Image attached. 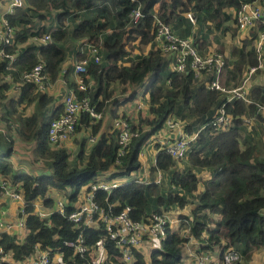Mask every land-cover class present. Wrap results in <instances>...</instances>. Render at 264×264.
Returning <instances> with one entry per match:
<instances>
[{"label":"trees","instance_id":"16d2710c","mask_svg":"<svg viewBox=\"0 0 264 264\" xmlns=\"http://www.w3.org/2000/svg\"><path fill=\"white\" fill-rule=\"evenodd\" d=\"M159 1L138 0L137 3H133L131 0H25V6L8 17L9 22L17 28L14 44L5 46L0 44V51L6 49L8 53H17L19 50L16 46L26 42L28 38L42 37L45 33L52 35L51 44L35 45L20 51L16 61L12 63V69L9 68L8 58L1 60L0 75L10 73L17 80L39 61L38 54L45 62V71L53 78L56 77L61 63L66 58L67 48L63 43L68 36L76 40L89 35L91 41L101 40L104 43L102 44L103 62L99 65L93 62L89 64V71L97 79V87L79 93V95L89 96L93 103L98 102L96 106L98 110L111 99L114 93L110 89L112 82L120 80L137 86L146 76L152 75L148 89L150 90V112L155 116L141 119V123L150 128L140 130L139 136L132 141L127 154L122 158V163L115 167L118 171L112 174L111 179L130 174L140 167L141 150L150 137L164 127L167 118L175 115L183 119L177 113L179 105L182 107V114L188 116V120L195 119L193 123L186 125V130L193 133L197 130L196 126L199 123L206 125L211 121L215 109L223 102L217 91L208 89L205 85H195L197 78L194 72L181 74L169 70L160 51H151L147 56H140L139 60L129 67L122 69L118 67V62L128 54L125 40L135 41L141 37V43L147 44L153 39L151 30L154 5ZM110 2H113L116 9L117 25L110 23L114 30L106 36L103 30L108 27L109 21L103 14L104 7L101 6ZM240 3V0H171L169 5L163 2L162 11L159 14L167 24L177 26L182 20L181 15L186 11H194L197 17L204 14V18L219 20L218 16L222 13L223 7L240 6ZM137 5L141 6L143 16L139 23L130 29V35L126 39L125 22L130 10ZM213 5H215L214 11H212ZM51 8L62 9V19L73 14V17H82V22L76 25L71 33L61 28L51 31L46 26H38ZM224 15L227 20L230 19V15ZM232 30L236 35L237 28ZM251 32L239 47H234L232 50V54L237 57V62L231 70L232 78L236 83L242 80L243 72L247 67L258 64L255 49L249 48L253 37L256 36L254 30ZM167 82L169 88L166 86ZM6 87V83L0 82V105L4 99ZM35 91L36 85L26 83L22 87L18 100L11 101L6 107L8 114L4 116V119L10 131L11 124L15 122L11 110L18 104L35 102V111L32 116L19 117L17 132L23 141H36L35 156L47 159L45 162L51 173L34 176L26 172L20 174L14 172V167L9 162L14 141L8 131L0 132V152L3 147H10L0 156V172L4 175L12 174L15 183L23 182L27 214L26 228L29 231L21 244L17 243L13 236L3 232L0 234V245L5 252L11 251L16 260L32 254L36 250V245L40 244L43 249H49L51 255L61 252L64 261H69L74 250L66 246L65 242L75 240L78 237V231L73 229V224L68 217L60 213H53L49 219H41L35 213L33 202L38 197H46L49 187L60 190L70 187L73 189L70 198L72 201L75 200L79 191L93 182L98 174L116 166L119 133L117 130L111 134L104 133L91 149L86 165L81 168L71 166L68 151L64 148L52 149L49 143L50 123L59 114L58 110L52 114L45 113L53 98ZM100 97L103 99L99 102ZM134 98L135 94L129 99ZM251 99L253 103L237 99L227 104V112L233 115V123L229 130L215 134V128L208 125L201 131L198 139L191 145L192 149L187 159L189 167L182 164L183 161H176L165 150L161 149L158 152L156 163L151 170H163L166 173L167 185L130 180L111 192L97 190V201L107 210L110 209V205L116 204L111 208L113 214H118L124 207L131 206V217L135 220H143L145 216L153 212L161 213L175 207L184 209L189 204H193L191 215L180 216L185 220L181 223V228L189 229L192 237L206 242L205 245L200 246V249L213 250L223 245V250L234 247L241 252L242 258H250L254 252L253 247L261 250L264 247V214L262 213L264 209V151L261 144L255 143L246 134L243 116L254 115L264 124V116L259 113V104H264V86L256 87L251 94ZM83 121L88 123L89 117L84 116ZM98 129L99 126H95L94 132L96 133ZM84 147L83 141L79 155L81 159L84 157ZM205 167L211 169L213 175L200 190L199 178L192 168ZM50 203V200H46L47 205ZM72 209L73 207H67V213ZM215 215H219L220 218H214ZM106 233L104 228L97 230L86 227L84 229L86 243L90 247L99 242ZM188 240L179 232L169 228L168 235L161 240L158 247L152 249L148 257L135 250V260L132 264H182L185 258L183 246ZM106 248L109 253H118L112 241L106 242ZM73 257L74 264L91 261L90 255L87 254L85 256L74 254ZM234 264L243 263L240 261Z\"/></svg>","mask_w":264,"mask_h":264},{"label":"built area","instance_id":"2783aa9c","mask_svg":"<svg viewBox=\"0 0 264 264\" xmlns=\"http://www.w3.org/2000/svg\"><path fill=\"white\" fill-rule=\"evenodd\" d=\"M7 1H9V6L3 15L0 16V44L4 46L14 44L17 33V28L9 22L8 17L14 15L19 8L25 6V0ZM240 1V6L236 7L233 16L234 23L239 30H254L256 32V36L253 37L252 47L257 54L258 64L247 67L239 83L233 80L228 84L225 82L227 59L223 53L210 52L201 54L198 50L197 43L189 38H182L175 35L170 26L159 19L157 15L155 20V40L159 44L161 43L160 47L165 53H172L175 56L171 71L181 74L194 71L197 75H204L208 77L205 80V86L208 89L217 91L221 95L223 102L215 109L211 121L202 127L205 129L208 125H211L215 128V134L227 131L232 126L233 115L227 112L226 107L228 103L237 99H242L247 103H253L247 85L260 70L264 69V6L260 4V0ZM184 15L193 25H197L198 21L194 11H186ZM142 16L141 9L139 7H133L129 12L127 29L130 30L137 25ZM41 40L42 45L46 46L51 44L53 41L51 33H45L41 37ZM81 45L85 47L82 49L84 57L75 62L74 72L78 75L76 77V84L79 90L87 92L94 86L93 83L87 82L89 64L93 62L99 65L103 62V47L96 40L89 42L82 41ZM135 46L134 41H127L125 43L128 54L119 63H124L125 67H129L130 62L128 59L130 51ZM5 50L1 49L0 51V62L3 58H8L10 60L9 68L12 69V63L16 61L18 52L8 53ZM38 57L39 61L30 70L23 73L17 89L22 88L26 83L36 85L39 90L46 88L49 80L45 71V62L40 54H38ZM4 78L6 80H14V77L10 73L5 74ZM134 105L138 112H144L146 106L150 110L149 101L137 100ZM262 111L264 112V104H259V113ZM83 115H88L91 121L96 123L101 120L102 111L98 110L89 96L78 98L74 93L66 95L64 98V112L54 118L49 126L48 139L50 145L54 148L63 146L64 143L62 142L70 139L75 133ZM256 119L254 115H244V125L251 127ZM1 121L0 114V132L6 133L7 127ZM114 130H117L119 133L116 165H120L132 141L139 136L140 129L132 126L126 119L118 117L114 122ZM199 134L200 132L189 133L186 130V123L175 115H171L167 118L164 128L156 135L151 136L146 143L159 144L160 149L165 150L176 161H183L187 159L191 145L198 139ZM166 181V173L161 171L153 180L146 179L142 182L146 184L154 182L161 185ZM118 186L119 183L116 181L109 183L106 180L98 179L91 184L90 189L85 193L83 201L79 204H75L65 198H59L57 200L54 198V213L67 216L68 220L73 224V229L78 231V237L75 240L65 242L66 246L73 248L74 254L85 256L89 254L93 247H103L106 241H112L122 260L130 262L133 259L135 250L144 247L151 241L160 242L168 235V229H173L176 220H173L166 211L161 213L153 212L145 216L143 220H135L131 217V206H126L120 213L113 214L111 208L116 204L110 205V209L107 210L97 201V190L102 189L106 192H111ZM0 189L1 195L22 203L20 216L14 222L7 221L4 213L0 211V234L3 232L8 234L10 230L16 227H26V200L21 183H15L11 177L0 172ZM47 200H49L48 196ZM69 206L73 207V209L67 213V207ZM35 213L40 217L47 215L46 212L40 209L38 211L35 209ZM262 213L264 214V209ZM86 227L94 229L101 227L106 229L107 233L105 237L91 248L86 243L83 234ZM40 247L37 244L36 250L33 252L34 254L32 253L23 259H19L16 264H52L50 251L40 250ZM9 252L11 251L5 252L3 246L0 245V264L7 263ZM193 256L196 259L195 264H234L243 261L241 252L234 247L226 248L218 257L203 252L194 254ZM90 264L93 263L91 262Z\"/></svg>","mask_w":264,"mask_h":264},{"label":"crops","instance_id":"0c3cea01","mask_svg":"<svg viewBox=\"0 0 264 264\" xmlns=\"http://www.w3.org/2000/svg\"><path fill=\"white\" fill-rule=\"evenodd\" d=\"M132 1V0H131ZM133 3H137L138 0L132 1ZM163 2H166L168 5L171 3V0H160L154 5V13H153V28L151 30V34L153 35V39L147 43L143 44L141 43V37H138L134 42H135V48L130 51V56H129V66H131L135 61L139 60V57L141 56H147L151 51H160L164 60L168 64V69L172 70V65L175 59L174 54L172 53H165L160 45L156 40H155V20H156V15L160 18V12L162 11V4ZM260 4L264 6V0H260ZM9 6V1L7 0H0V16L3 15V13L6 11V9ZM134 7H139L141 9L140 5L134 6ZM215 5L212 7V11H214ZM236 7L238 6H233V7H223L222 8V13H220L219 20L214 19V18H208V19H203L202 21L197 17V25H193L189 19L184 15V13L181 15L182 20H186L194 29V33L191 36L185 37L177 34L175 31H173V26L170 24L167 25L170 26L171 30L174 32L175 35L182 37V38H189L195 43H197L198 50L201 54H207L210 52H221L225 55L227 59V68H226V76H225V82L228 84L230 83L233 78H232V73L231 70L233 69L234 65L237 62V57L232 54V50L234 47H239L242 43L243 40L249 37L250 33H252V30H239L238 27H236L234 23L233 16L236 11ZM142 11V9H141ZM143 14V12H142ZM224 14L230 15V19H226ZM63 16V10L62 9H50L49 12L46 13V18L42 20V22L39 23L38 26H46L48 27L49 30L54 31L59 28L62 30H67L69 33H71L72 30L75 29L76 25H79L82 22V17H73V14L68 16L66 19H62L61 17ZM52 17V18H51ZM211 20L213 22V28H206L202 27V24L205 23V21ZM129 22V14L127 16V20L125 22V38L127 39V36L130 35L129 31L127 29ZM117 25V20H115L114 26ZM237 28V33L236 35L233 34V30ZM37 30V29H36ZM114 30V27L110 25V22L108 24V27L103 30V32L107 35L111 34ZM89 35H86L82 38L79 39H73V47L72 50L69 49L68 46H66V58L65 60L61 63L59 67V71L56 77H52L50 73H47L48 77V83L47 86L44 90H39L36 87V93H43L48 95L49 97L53 98V101L48 105L45 113L46 114H52L54 111L58 110L59 115H61L64 112V98L66 95L70 93H74L77 95L78 98L82 97L83 95H79L80 92H86V91H81L79 90L77 84H76V77L78 75L74 72V65L75 62L81 58L84 57L82 53V49L85 48L84 45H81V42L83 41H91V38H89ZM72 39V38H71ZM41 37H36L32 36L27 39L26 42L20 43L17 45V50L18 54L20 51H24L28 47L31 46H45L42 45L41 42ZM131 41V40H130ZM102 44H104L101 40L99 41ZM127 41L125 40V43ZM226 42L227 44H232L233 48L230 51L229 49H224L220 47V43ZM253 42V39H252ZM252 42L249 45V48L252 47ZM64 44V43H63ZM71 48V47H70ZM222 49V50H220ZM40 51V50H38ZM37 51V52H38ZM121 61V60H120ZM119 61V62H120ZM118 62V67L122 69L125 67L124 63L121 64ZM15 69V68H14ZM13 69V70H14ZM67 70L66 72H64ZM194 72V71H192ZM195 73V72H194ZM88 76H87V82L88 83H93L92 89H95L97 87V79L95 78L94 74L91 73L88 70ZM195 76L197 78L196 80V86L197 85H205V80L208 78L204 75H197L195 73ZM152 79V75L146 76V78L143 80V82L140 85L134 86L130 83H125L121 82L120 80H116L111 83L110 89L113 90V95L110 100H107L104 104V106L99 109V111H102V118L98 122L94 123L91 121V118L88 115H83L80 123L78 124L75 133L72 135V137L66 141H63L64 143L63 146H59L57 148H64L68 151L69 153V161L71 163V166H77L79 168L83 167L86 165V161L88 159V156L91 152V149L93 146L97 143V141L100 139V137L105 133V134H111L113 133L114 130V122L118 117H122L129 121L132 126L139 128L140 130H148L150 127L146 124L141 123V119L145 118H153L155 115L152 114L149 110V107H145L144 112H138L134 103L137 100H143L145 102L150 101V90L148 89V85L150 80ZM21 79L17 80H6L4 78V75H0V82L1 83H6L7 87L4 88V99L2 102V105H0V114H1V119L5 126L7 127V131L9 130L4 116L8 114L6 107L10 105L11 101L18 100L22 88L17 89L18 84L20 83ZM169 84H170V80ZM234 81V80H233ZM168 82L166 83V86L169 88ZM248 89L250 94H253L254 90L256 87L259 86H264V69L260 70L257 75H255L250 82L248 83ZM91 89V88H90ZM135 94L134 99H129L131 95ZM103 98H99V102ZM92 101V99H91ZM96 106L98 105L96 103H93ZM50 107V110H48ZM35 111V102H32L30 104L23 103L21 105H17L15 109L11 110V115L13 120L15 121L14 123L11 124V129L9 132V135L14 141V145L12 147V154L11 157L9 158V162L12 163L14 167V172L17 174L26 172L29 174H32L34 176H41L44 174H49L51 173V170L48 168L46 165V158H38L35 156L34 149L36 148V141H23L20 136L18 135L17 132V127L19 126V117L22 118H28L33 115ZM215 112V111H214ZM262 116H264V112H260ZM57 116V117H58ZM84 116L89 117V122L86 123L83 121ZM244 117V116H243ZM183 120V119H182ZM195 119L191 120H183L186 125L193 123ZM100 123V125H99ZM203 124L204 123H199L196 127L197 130L195 132H200L203 130ZM95 126H99L98 131L95 133L94 128ZM259 126V128L257 127ZM164 128V127H163ZM162 128V129H163ZM161 129V130H162ZM259 129V130H258ZM246 134L249 135V137L255 142V143H260L257 138V132L261 131L263 133L264 131V124L256 119V125L248 127H245ZM193 132V133H195ZM7 133V132H6ZM158 133V132H157ZM156 133V134H157ZM17 135L19 138L15 140L14 135ZM154 134V135H156ZM256 134V135H254ZM264 134V133H263ZM252 136V137H251ZM85 142V147H84V157L81 159L80 158V152H81V145L82 142ZM264 142V140L262 141ZM50 143V142H49ZM193 145V144H192ZM51 146V145H50ZM52 149H57L51 146ZM192 149V147H191ZM160 146L159 144H154V143H145L143 149L140 152L139 155V160L141 162V165L138 169L132 171L130 174L123 175V176H118L116 178H110L114 172H117L118 170L114 166V168H111L108 171L101 172L100 174L97 175L95 180L91 182L88 186H84L78 193L77 198L75 200H71L70 194L72 193L73 189L68 187L67 189L60 190L56 189L53 187H49L48 192L46 197H38L37 199L34 200L35 209L38 211L39 209L46 212L47 215L40 217L41 219H49L50 216L55 212L54 205L55 201L54 198L59 199V198H65L68 201L74 202L75 204H79L80 202L83 201L85 193L90 189L91 184H93L95 181L98 179H103L106 180L109 183H112L114 181L119 183V186L125 184L126 182L130 180H135V181H144V180H153L158 174L163 171L161 169H158L157 171H152L151 168L152 166L155 165L156 159H157V154L160 151ZM30 153V156H33L36 161H38V164H42L44 168L39 171L35 168L30 167L27 162L25 164L19 163L21 159H23V155H26L27 157L24 158L27 160L29 157L26 152ZM17 153H21L20 155H17ZM19 156L20 158H18ZM189 157V155H188ZM187 157V159H188ZM185 159L183 160L182 164L184 163L189 167V162L188 160ZM183 167V165H182ZM193 171L197 174L199 178V189L204 188V184L207 180L211 179L213 173L211 169L208 168H201V169H196L192 168ZM7 175V174H6ZM11 177L13 180V176L7 175ZM21 183V186L23 187V182H18ZM167 185V181L165 182ZM118 186V187H119ZM117 188V187H116ZM24 191V190H23ZM47 196L49 197V200L51 201L50 205L46 204ZM193 204H189L187 207L184 209L175 207L171 210H168V214L173 220H176V222L173 225V231L180 230L181 228V223L185 222L184 219L180 218L181 215H191V210L193 208ZM22 206V203L19 201L11 200L8 197H5L0 194V211L1 213H4V217L7 221L9 222H14L18 219L20 216V207ZM190 209V212L188 210ZM27 217V216H26ZM214 218L219 219V215H215ZM214 227V225H212ZM101 228V227H100ZM100 228H95V229H100ZM94 229V228H93ZM189 232L190 234V239L188 242H186L183 246V251L185 258L183 260L182 264H186V262L189 260V257H193L194 254H199V253H210L213 254L215 257H218L221 255L223 248L222 246H217L213 250H202L200 249V246H203L206 244V242L203 240H198L194 237L191 236L190 230L185 229ZM4 231V230H1ZM84 232V231H83ZM29 231L27 230L26 227L20 228L16 227L10 230L8 234L12 235L15 238V241L19 244L23 243L28 235ZM180 233V232H179ZM84 234V233H83ZM182 236V235H181ZM206 236V235H205ZM85 237V236H84ZM105 237V236H104ZM183 237V236H182ZM186 238V237H185ZM102 239V238H101ZM100 239V240H101ZM107 242V241H106ZM106 242L103 247L101 246H95L93 247L94 244L89 252L91 261L83 264H90L91 262L93 264H100V263H110V264H132L135 260V254L133 256V259L130 262H125L122 260L120 255L117 254H112L109 253V251L106 248ZM196 242V243H195ZM160 242L157 241H151L147 243L144 247L137 249L141 253L145 254L146 257L149 256V253L152 251L153 248L158 247ZM224 244V242H223ZM40 246V244H39ZM40 250L43 251H50L49 249H43L40 247ZM102 250H104L105 257L102 258ZM118 251V250H117ZM34 254V253H33ZM74 255V254H73ZM70 257L69 261H64V256L63 253L61 252H56L54 255H51L52 259V264H57V263H62V264H74V257ZM7 263L8 264H16L18 260H16L13 257V253L9 252V255L7 257ZM262 261V264H264V261Z\"/></svg>","mask_w":264,"mask_h":264},{"label":"rangeland","instance_id":"374dc122","mask_svg":"<svg viewBox=\"0 0 264 264\" xmlns=\"http://www.w3.org/2000/svg\"><path fill=\"white\" fill-rule=\"evenodd\" d=\"M101 7H104V15H106V17L108 18V21L112 24L115 23V20L116 17V9L113 5V2H110V3H106L105 6L102 5ZM101 10V9H100ZM203 14V13H202ZM204 15V14H203ZM203 15H201L200 17H198L201 21L203 19H208V18H204ZM52 18V17H51ZM176 25H173V31H175L177 34L181 35V36H185V37H188V36H191L193 33H194V29L193 27L188 23L186 22V20H181L178 22V25L175 27ZM208 27V28H213V22L211 20H207L205 21V23L202 24V27ZM64 45L65 47L68 46L70 50H72V47H73V39H71V36H68L65 41H64ZM220 47L222 48H226V49H229L230 51L232 50L233 48V45L232 44H227L226 42H223V43H220L219 44ZM71 47V48H70ZM222 50V49H220ZM244 74V72H243ZM50 110V107L49 109ZM177 113H178V116H180L181 118H183V120H188V116H185L182 114V107L181 105L178 106V110H177ZM210 114L212 115V112H210ZM209 114V116H211ZM190 119V118H189ZM256 125V121L255 123L252 125L254 126ZM259 128V126H257ZM248 128V127H247ZM259 130V129H258ZM264 133V131H263ZM261 131H258L257 132V138H258V141H260L259 144H261V147H262V151H264V142H262L264 140V134H263ZM14 135V134H13ZM256 135V134H254ZM14 138L15 140L18 139L19 137L17 135H14ZM10 149L9 146H5L2 148L1 152H0V156H2L3 153L7 152L8 150ZM26 154L29 155V157L27 158V160H25L24 158H26L27 156L26 155H23V159L20 160L19 163L21 164H25L27 162V164L32 167V168H35L39 171H41L44 166L42 164H38V161H36V159L33 158V156H30V153L25 151ZM21 153H17V155H20ZM18 158H20L19 156H17ZM188 212H190V209L188 210ZM181 227H182V224H181ZM180 227V228H181ZM178 232H180V234L183 236V237H186L188 239H190V234L187 230H185V228H181L180 230H178ZM196 243V242H195ZM253 254L250 258L246 259L245 257L243 258V261L242 263L243 264H262V261H264V247L261 249H257L256 247H253ZM105 257V254H104V250H102V258ZM195 257H189V260L186 262V264H195Z\"/></svg>","mask_w":264,"mask_h":264}]
</instances>
